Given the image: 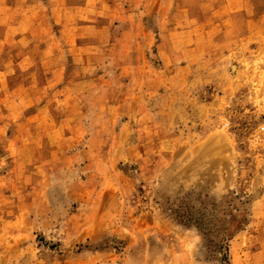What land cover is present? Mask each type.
Segmentation results:
<instances>
[{
	"label": "rangeland",
	"instance_id": "374dc122",
	"mask_svg": "<svg viewBox=\"0 0 264 264\" xmlns=\"http://www.w3.org/2000/svg\"><path fill=\"white\" fill-rule=\"evenodd\" d=\"M117 1L141 31L122 34L119 66L111 55L104 66L115 78L72 140L24 163L2 156L11 131H0V264H235L262 238L264 42L230 47L240 21L210 16L213 1ZM83 2L0 0V11L14 23L27 12L26 25L44 13L26 34L37 42L54 10L66 25Z\"/></svg>",
	"mask_w": 264,
	"mask_h": 264
},
{
	"label": "crops",
	"instance_id": "0c3cea01",
	"mask_svg": "<svg viewBox=\"0 0 264 264\" xmlns=\"http://www.w3.org/2000/svg\"><path fill=\"white\" fill-rule=\"evenodd\" d=\"M203 1L214 3L210 16L238 17L240 27L234 28L237 34L229 39L230 47L248 46L254 37L257 42H264V0L256 12L254 0ZM116 2L84 0L80 5L84 10L76 15L77 20L62 26L56 19L60 17L58 12L64 10H54L53 26L44 33L48 38L37 42L29 41L26 34L39 29L38 18H44V13L32 15V23L26 25L30 16L27 12L20 13L21 20L14 23L10 20L14 16L11 8L0 11L3 19L0 25L4 27V41H0V131L5 135L11 131L6 136L2 156L24 163L45 161L48 154H54L52 147L65 139L72 140L75 136L72 131L81 125L85 115L94 112L90 104L94 94L98 92L104 98V81L115 78L104 73L106 63L110 65L109 55L117 66L116 50L122 34L141 31L140 26L130 29L122 24L130 14ZM210 29L217 32L214 26L199 27L203 34L211 33ZM4 50L7 56L11 51L17 52L2 57ZM110 50L113 52L109 53ZM14 81L19 82L8 84ZM95 82L101 83L102 88L94 91ZM101 107L104 115V105ZM260 208V213L253 216L262 226L259 248L250 253H236L235 264H264V196Z\"/></svg>",
	"mask_w": 264,
	"mask_h": 264
},
{
	"label": "built area",
	"instance_id": "2783aa9c",
	"mask_svg": "<svg viewBox=\"0 0 264 264\" xmlns=\"http://www.w3.org/2000/svg\"><path fill=\"white\" fill-rule=\"evenodd\" d=\"M260 130H264V125L260 127Z\"/></svg>",
	"mask_w": 264,
	"mask_h": 264
}]
</instances>
